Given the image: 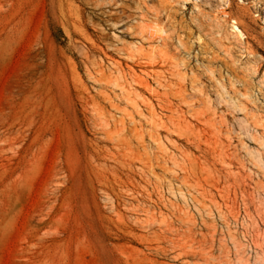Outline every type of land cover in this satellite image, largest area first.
Instances as JSON below:
<instances>
[{"label":"rangeland","instance_id":"rangeland-1","mask_svg":"<svg viewBox=\"0 0 264 264\" xmlns=\"http://www.w3.org/2000/svg\"><path fill=\"white\" fill-rule=\"evenodd\" d=\"M208 1L0 0V264H264V0L242 43ZM147 25L178 72L144 39L131 100Z\"/></svg>","mask_w":264,"mask_h":264},{"label":"bare ground","instance_id":"bare-ground-1","mask_svg":"<svg viewBox=\"0 0 264 264\" xmlns=\"http://www.w3.org/2000/svg\"><path fill=\"white\" fill-rule=\"evenodd\" d=\"M193 1L197 9H200L201 2H209L208 0ZM241 1L243 2L244 0ZM219 5L224 7L221 13V16L223 15L222 19H226L224 16H229V19H231L227 29L231 35L230 37H233L238 41V43H242L247 34L243 30V27H241L239 24L238 19H245L246 16H249L251 19H257L254 15H259V13H256L252 10V13L254 14L252 15L251 8L248 5L243 4L238 5L236 10L233 12L230 8V0H220ZM216 24L219 27L223 25L221 18H216ZM139 34V41H137L139 43L134 41L133 46L129 48L127 54L129 60L127 62L123 63L122 61L115 59L111 69L106 70L101 65L97 68L99 79L105 80L108 83L117 86L122 92L125 93L127 98L131 100L133 99L132 94L134 93L136 95H142V90H154L153 84L149 78L150 74L147 69V64L151 63L152 54H148L144 51V39L148 40L150 44H153L154 41H157V50L160 52L159 59L157 61L161 62L162 67L168 68L171 75H174L178 72V68H176V62L172 61L171 54L161 47L162 41L166 38V30L164 27L159 25H157V27H152L149 25L143 26L139 29ZM259 41L264 42V37H259ZM252 53L253 52H251V54ZM153 79L167 86L174 84L175 82L173 78L169 77V75H163L162 71L160 70H155ZM175 84L179 85V87L176 88V91L182 92L184 85L180 82ZM157 94H159L158 91ZM108 97L111 99L110 96ZM148 102L151 103V101Z\"/></svg>","mask_w":264,"mask_h":264}]
</instances>
